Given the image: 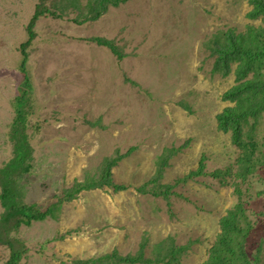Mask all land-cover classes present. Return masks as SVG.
Segmentation results:
<instances>
[{
    "label": "rangeland",
    "instance_id": "rangeland-1",
    "mask_svg": "<svg viewBox=\"0 0 264 264\" xmlns=\"http://www.w3.org/2000/svg\"><path fill=\"white\" fill-rule=\"evenodd\" d=\"M93 1H50L33 20L38 0H0V166L12 157L14 104L28 85L32 168L18 179L19 201L50 211L11 232L24 244L20 264L112 253L148 260L133 264H202L237 205L246 253L264 264V114L249 169L218 120L237 105L227 92L264 72V60L253 59L243 79L234 58L229 72L214 69L215 42L250 26L262 33L264 13L249 18L251 0H119L88 21ZM29 27L34 37L22 52ZM257 40L264 52V37ZM119 156L108 172L123 191L73 195L77 182L104 180ZM9 254L0 246V264Z\"/></svg>",
    "mask_w": 264,
    "mask_h": 264
},
{
    "label": "trees",
    "instance_id": "trees-1",
    "mask_svg": "<svg viewBox=\"0 0 264 264\" xmlns=\"http://www.w3.org/2000/svg\"><path fill=\"white\" fill-rule=\"evenodd\" d=\"M50 1L55 6L60 0H38L36 12L32 18L33 20L48 13V8L45 7L48 6L47 3ZM119 2V0H94L92 3L87 4V9L92 15L88 18V21L98 19L101 13L107 11L108 4L116 6ZM250 3L252 4V11L248 13L249 18L255 19L257 15L264 13V0H251ZM258 31L254 26H250L246 34L244 33L238 36L230 35L227 43L222 44L220 40L216 41L214 53H216L217 58L214 69L224 64V69L228 71L229 61H231V58H234L240 61L236 69V72L240 73L239 78L243 79V77L249 74V71L253 68L252 65L255 64L253 59L258 57V59L264 60L263 50L260 53L256 52L257 48L254 45L256 39L259 42V37L261 39L264 37V31L262 33ZM28 33V40L21 44L22 52L30 45L31 39L34 37V32L31 30V27H29ZM93 40L102 45L108 46L110 44L101 38H95ZM240 48H244V50H239ZM244 54L247 56L246 63L241 62ZM25 81L28 83L29 80L27 77H25ZM30 90L27 85L23 89L22 95L18 99L19 101L16 100L17 102L14 104L16 115L9 131L10 139L13 142L12 157L0 166V202L3 209L0 215V246L7 247L10 253L4 264H20L25 253L24 244L13 237L11 232L16 230L21 224L30 225L33 221H40L50 216V211L46 209L41 210L32 205L23 206L19 201L18 179L32 168L30 160L33 150L27 134L29 125L28 110H30L27 98ZM226 96L231 99V102H236L237 105L232 108H225L222 115L218 116V120L222 128L224 127L225 130L229 128L231 130L233 145L238 149H243L242 152L240 151L241 155L237 159L238 165H241L243 169L248 166L247 169H249L254 164V161H256L254 160L256 156L254 151L257 146L253 141L252 134L255 131L257 119L264 114V72L257 74L255 78L252 76L248 80L234 86L227 92ZM245 128H247V131H245ZM119 159H121L120 156L109 162L108 169H106V178L99 184L97 183L96 185L93 180H91V183H75L73 195L86 189H96L104 186L112 187L115 192L123 191L125 187L114 184L108 172L112 166L116 165ZM259 161L261 160L259 159ZM196 174H204L203 169H199ZM73 195L67 197L65 201L70 200ZM62 201L60 199L59 202L61 203ZM239 212H243L242 205H237L235 208L226 211V214L220 220V232L216 241L208 250L207 257L202 264H257L246 253L245 245L248 230L241 227ZM104 260H107L105 262L112 260L117 264L148 263V260L142 259L141 255L131 258L129 256L122 257L118 253H112L96 259L79 260L76 264H101Z\"/></svg>",
    "mask_w": 264,
    "mask_h": 264
}]
</instances>
